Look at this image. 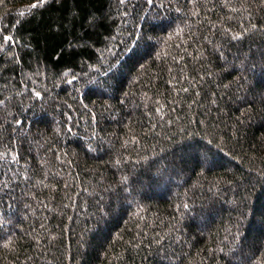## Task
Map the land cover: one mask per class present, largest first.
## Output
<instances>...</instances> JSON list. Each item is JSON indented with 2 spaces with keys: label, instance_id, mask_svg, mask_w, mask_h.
<instances>
[{
  "label": "trees",
  "instance_id": "1",
  "mask_svg": "<svg viewBox=\"0 0 264 264\" xmlns=\"http://www.w3.org/2000/svg\"><path fill=\"white\" fill-rule=\"evenodd\" d=\"M0 264H264V0H0Z\"/></svg>",
  "mask_w": 264,
  "mask_h": 264
},
{
  "label": "snow or ice",
  "instance_id": "2",
  "mask_svg": "<svg viewBox=\"0 0 264 264\" xmlns=\"http://www.w3.org/2000/svg\"><path fill=\"white\" fill-rule=\"evenodd\" d=\"M148 2H149V3H152V0H148ZM34 7H35V5H34ZM3 39H4L5 41H10V40H11V37L5 36Z\"/></svg>",
  "mask_w": 264,
  "mask_h": 264
}]
</instances>
